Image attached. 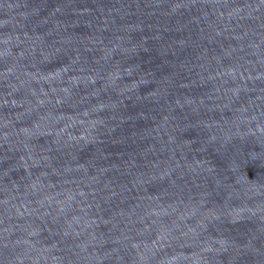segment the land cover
I'll list each match as a JSON object with an SVG mask.
<instances>
[{"label": "water", "instance_id": "water-1", "mask_svg": "<svg viewBox=\"0 0 264 264\" xmlns=\"http://www.w3.org/2000/svg\"><path fill=\"white\" fill-rule=\"evenodd\" d=\"M0 264H264V0H0Z\"/></svg>", "mask_w": 264, "mask_h": 264}]
</instances>
